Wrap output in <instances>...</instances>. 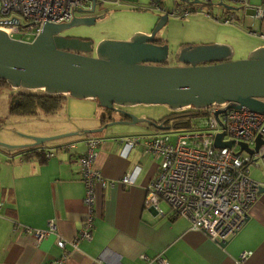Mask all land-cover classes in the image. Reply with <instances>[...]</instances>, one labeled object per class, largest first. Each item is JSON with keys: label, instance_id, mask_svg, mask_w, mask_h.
<instances>
[{"label": "crops", "instance_id": "obj_1", "mask_svg": "<svg viewBox=\"0 0 264 264\" xmlns=\"http://www.w3.org/2000/svg\"><path fill=\"white\" fill-rule=\"evenodd\" d=\"M95 128L77 126L56 134ZM153 134H135L133 126L114 125L97 135L101 143L94 167L106 185L96 186L92 239L76 248L71 242L87 215L77 163L85 150V135L27 149L32 154L25 158L26 151L0 150V264H48L64 253H68L64 264H264V192L224 246L203 232L189 230V221L173 216L165 203L160 204L163 214L145 205L158 162L144 153L141 144L126 157L121 151L124 140ZM46 152L53 156L46 158ZM135 166L140 171L134 183L124 186L120 181ZM48 222L66 241L63 250L56 246L54 235L37 243L24 231L46 230ZM243 254L247 258L241 261Z\"/></svg>", "mask_w": 264, "mask_h": 264}, {"label": "water", "instance_id": "obj_2", "mask_svg": "<svg viewBox=\"0 0 264 264\" xmlns=\"http://www.w3.org/2000/svg\"><path fill=\"white\" fill-rule=\"evenodd\" d=\"M218 5L227 11L236 10L224 3ZM96 6L92 1L90 10H76L70 22L45 24L31 43L11 39L0 30V81L14 90L95 100L104 110L119 113L125 119L82 132L44 138L24 136L30 141L24 145L0 142L1 151L38 148L49 141L100 134L114 125L145 123L159 132L169 130L164 121L158 124L124 110L138 105H164L173 112L230 103V109L245 107L264 115V46L237 61H230L233 52L228 46H186L174 57L180 66H167L168 45L157 44L156 35L167 23L169 13L159 18L150 34L138 33L124 42L101 41L94 47L92 42L62 36L73 28L94 25L99 17L77 15L92 14ZM223 136L216 135L214 147L232 148L233 142H223ZM261 144L258 136L254 150L244 143L237 145L239 153L252 155ZM263 192L264 187H260L259 194Z\"/></svg>", "mask_w": 264, "mask_h": 264}, {"label": "built area", "instance_id": "obj_3", "mask_svg": "<svg viewBox=\"0 0 264 264\" xmlns=\"http://www.w3.org/2000/svg\"><path fill=\"white\" fill-rule=\"evenodd\" d=\"M92 1L105 0H0V30L11 39L31 43L45 24L70 22L78 9L90 10ZM121 0H115L119 3ZM188 3L190 0H183ZM205 4L223 3V0H199ZM245 10L250 0H227ZM158 7V4L156 5ZM254 18L264 25V0L253 6ZM175 16L172 11L168 16ZM188 15L187 10L180 14ZM220 20V17H216ZM223 19V22H228ZM233 20V17H230ZM264 41V33H253ZM230 103L212 105L198 118L193 133H178L172 141L166 134L151 137L133 136L124 140L121 155L141 144L144 152L159 161L155 178L146 190L145 205L163 214L160 204L165 203L173 216H180L190 223L189 230L203 232L212 242L228 241L244 224L247 213L256 202L260 187L264 184L252 180L248 165L259 161L264 169V115L245 107L228 108ZM225 110L222 114L216 113ZM223 133V142L232 141V148H215L217 134ZM259 136L262 144L252 155L235 150L237 144L244 143L249 149ZM225 137L230 140L225 141ZM101 140L88 134L83 141L85 150L77 160L80 180L84 187L83 204L87 215L82 227L71 245L76 248L81 241L92 239L96 186L104 187L105 180L94 167ZM239 149V147H238ZM243 153L246 155L243 157ZM51 158L52 153H44ZM139 166H135L120 181L124 186L134 183ZM113 186V182L109 183ZM3 205L0 203V210ZM25 233L36 242L50 235L56 237V246L63 250L66 241L57 235L53 222H48L46 230L26 228ZM68 253L48 264H64ZM247 254L241 256V261ZM146 259V258H144Z\"/></svg>", "mask_w": 264, "mask_h": 264}, {"label": "rangeland", "instance_id": "obj_4", "mask_svg": "<svg viewBox=\"0 0 264 264\" xmlns=\"http://www.w3.org/2000/svg\"><path fill=\"white\" fill-rule=\"evenodd\" d=\"M194 2L195 0H190L188 3L184 1L181 3L182 5H179L177 3H180V0H121L119 3H116L115 0H105L102 3H97L96 14L99 19L94 25L73 28L64 34L92 42L94 47L101 41L124 42L138 33L149 34L164 13L175 11L177 15H169L167 23L156 35L157 39L163 40L168 45L170 58L166 63L167 66L180 65L174 59L173 54L175 55L186 46L213 44L228 46L233 52L230 61L246 59L255 49L254 47L264 46V41L253 35L254 32L264 33V25L254 18L253 6L258 5L260 0H250V7L246 10L223 0L226 6L235 8L234 11H227L219 6V3L208 5L201 1L198 4ZM183 10L188 12L184 18L180 15ZM216 17H220V20H216ZM230 17H233V20H230ZM223 19H228V22H223ZM15 92L10 87H0V142L8 145H24L11 144L13 141L26 142L24 136L51 137L59 135L56 134L59 131L77 126L97 125L99 128L101 115L110 114L114 120L112 122L122 118L120 114L108 113L98 105L97 101L76 100L70 96L63 100L61 107L54 115L38 113V116H19L10 111L11 96ZM128 110L138 117L155 121L170 113L169 108L164 105H138L128 108ZM133 130L135 134L154 133V129L145 123L133 126ZM76 131L70 130L66 133ZM100 134L93 135L98 138L97 135ZM161 134L169 135L172 141L178 135L171 130ZM71 138L79 137L49 141L44 145L50 146ZM228 140L230 138L225 137V141ZM250 147L253 149L255 146L251 144ZM235 150H239L238 147ZM242 155L244 157L246 154ZM156 161L159 163L158 160ZM260 165L259 161L248 165V172L252 180L264 184V169Z\"/></svg>", "mask_w": 264, "mask_h": 264}, {"label": "trees", "instance_id": "obj_5", "mask_svg": "<svg viewBox=\"0 0 264 264\" xmlns=\"http://www.w3.org/2000/svg\"><path fill=\"white\" fill-rule=\"evenodd\" d=\"M184 2L183 0L181 3ZM9 87L4 81H0V87ZM68 96L63 95H47L43 91H25L16 90L11 96V109L12 114L19 116H38V113L45 115H54L57 110L61 107L63 100ZM205 115L204 110H195L194 108H187L184 110L173 111L163 116L156 123L160 124L164 121V125L169 128L168 131L175 133H193L198 131L195 128V122L198 118ZM105 118L100 119V125L104 124ZM108 119V118H107ZM162 132L154 130L155 136ZM150 136V137H151ZM143 137V136H140ZM27 149L19 150L18 152H25ZM144 150V149H143ZM145 153V152H144ZM29 151H26L23 156L24 158L31 155ZM146 154V153H145Z\"/></svg>", "mask_w": 264, "mask_h": 264}, {"label": "flooded vegetation", "instance_id": "obj_6", "mask_svg": "<svg viewBox=\"0 0 264 264\" xmlns=\"http://www.w3.org/2000/svg\"><path fill=\"white\" fill-rule=\"evenodd\" d=\"M98 6V5H97ZM97 6L95 7V10H94V12L92 13V14H86V15H77V16H94V17H99L97 14H96V10H97ZM150 34V33H149ZM62 36L63 37H66V38H69V39H72V38H75V39H79V38H76V37H74V36H69V35H66V34H62ZM157 39V38H156ZM157 44H159V45H163V44H165V42L163 41V40H160V39H157ZM75 53V52H74ZM76 53H78V52H76ZM80 54H82V53H80ZM174 57H176V55H173ZM170 58V57H169ZM176 60V59H175ZM180 66V65H179ZM126 112H129V110L128 109H124ZM109 113V112H108ZM129 113H131V112H129ZM117 114H119V113H117ZM133 114V113H132ZM121 115V114H120ZM101 118H105L104 120H105V122H104V124H102V126H105L107 123H109V122H112V121H114L113 120V118H112V116L110 115V114H107V116H105V115H101ZM100 118V119H101ZM108 118V119H107ZM125 118H124V116L122 115V118H121V120H124Z\"/></svg>", "mask_w": 264, "mask_h": 264}]
</instances>
